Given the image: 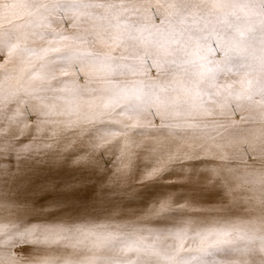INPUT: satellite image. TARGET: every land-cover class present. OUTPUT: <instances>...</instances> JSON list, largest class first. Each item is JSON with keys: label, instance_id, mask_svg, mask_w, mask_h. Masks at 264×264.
<instances>
[{"label": "snow or ice", "instance_id": "6c2138e0", "mask_svg": "<svg viewBox=\"0 0 264 264\" xmlns=\"http://www.w3.org/2000/svg\"><path fill=\"white\" fill-rule=\"evenodd\" d=\"M0 264H264V0H0Z\"/></svg>", "mask_w": 264, "mask_h": 264}, {"label": "rangeland", "instance_id": "374dc122", "mask_svg": "<svg viewBox=\"0 0 264 264\" xmlns=\"http://www.w3.org/2000/svg\"><path fill=\"white\" fill-rule=\"evenodd\" d=\"M166 188H167V186H166V185H164V184H160V190H161V191H164V190H166Z\"/></svg>", "mask_w": 264, "mask_h": 264}]
</instances>
